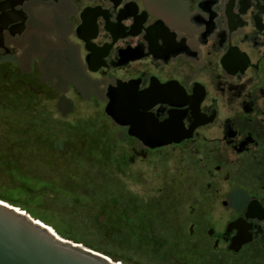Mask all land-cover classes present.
<instances>
[{"label":"flooded vegetation","instance_id":"1","mask_svg":"<svg viewBox=\"0 0 264 264\" xmlns=\"http://www.w3.org/2000/svg\"><path fill=\"white\" fill-rule=\"evenodd\" d=\"M44 19L59 24L49 39L76 80L61 83L28 51ZM0 79L25 86L33 113L34 97L65 114L76 104L68 92L90 101L123 145L122 173L160 174L151 199L106 175L128 219L144 206L155 213L151 235L169 239L157 264H264V0H0ZM119 84L141 102L138 134L105 111Z\"/></svg>","mask_w":264,"mask_h":264},{"label":"rangeland","instance_id":"2","mask_svg":"<svg viewBox=\"0 0 264 264\" xmlns=\"http://www.w3.org/2000/svg\"><path fill=\"white\" fill-rule=\"evenodd\" d=\"M50 22L52 21L49 20L48 23L47 19H44L41 23L34 24V29L32 30V35L29 39L28 51L33 52L36 50L41 52L44 56L46 72L50 76L57 77L61 83L65 80H76L77 77L71 69L72 65H69L64 59L66 53L65 50L61 48L58 43L52 42V40L49 39L51 33L57 34L59 32V24ZM21 66L23 68L27 67L25 63L21 64ZM67 95L75 99L76 104L72 111L68 113L66 112L65 114L59 110L56 99L50 97L48 100L47 97L42 98L40 96L34 97L33 99V102L36 99L34 102L36 104V112L34 115L27 109V105L29 106L32 96L27 93L25 86L18 81L16 82V79H0V118L5 121L0 127L5 128L6 126L9 133L12 134L13 132V137L17 140L19 138L18 122L29 120V123H33L31 120L34 119L35 116H38L37 119H43L46 123L39 121V124H35L36 126L33 125V127H31L29 125V128H20V135L24 136L23 134L26 132L25 136H27L31 131H35V133L39 131V134H42L40 136L47 134L50 135L48 140L44 141L45 144L43 147L46 148L45 154L36 150L39 151L37 154L41 156L42 159L43 155L50 159V155H52V147H50L52 144H50V142L54 141L53 139L56 137L73 138L71 140L72 143H66L65 149L71 150V156L73 154H79L81 156L83 152L86 154L91 153L92 155H87L88 159L87 157L85 158V156L84 159L80 157H77L76 159H83L87 162L85 164L90 166L89 158L94 157V159H92L94 166L92 165V167H96L97 171L104 175L102 176L104 181H106L107 174L113 173V176L116 177L119 182L125 183L133 194L135 193L144 199L156 197L159 193L158 188L163 183V179L159 177L160 174L154 175L152 169L147 166H134V168H131L132 171L130 170L129 174L126 175L122 173V168H118L117 163L121 161L119 160V157L122 155L123 145L120 142L114 144L113 140H111V128L105 117V113L98 107L94 106L90 101L78 99V97H76L71 91L68 92ZM33 107L30 106V108ZM31 114H33V116H31ZM64 114L66 117H62ZM63 118L65 120H63ZM37 137L38 136H36L35 140L38 139ZM52 137L53 139H51ZM29 142L34 148H36L32 140ZM56 146L58 148L61 147L60 145ZM61 155L63 157L60 160L61 164H66V166L71 169L74 164L73 160H68L63 154ZM76 159L75 161H77ZM111 159H114L113 163H111ZM75 169L79 171L76 167ZM44 173L43 178L45 180L42 182L41 179L39 181L41 185L38 187L47 189L45 191L46 194L43 193L44 195H41L39 189L33 190L31 188L29 189L27 185L22 186L30 191V193H27L24 190L25 188L23 190L19 189V185L21 184H14L9 180L10 178L7 176L8 173L6 171V166L1 165L0 193L6 196H11L21 205V207H23V210H30L33 218L38 219L37 221H41L42 223H45V225L48 224L66 237H73L87 245L105 249L107 251L117 252L125 258L131 257L135 261H141L147 264H157L158 255H156L154 249L151 248L155 241L147 235L144 238V235H142L141 232L143 228L141 222L135 224L139 221L153 222V214L155 213L152 212L151 209L144 206L135 214H130V216H133V219L129 218L128 220L134 223L132 229L135 232H133V234H135L139 240H134L132 238L133 234L131 233L129 241H131L134 248H127L122 246L121 242H116L119 241L118 239H115L116 241L111 240V233H108L109 231H107L106 226L100 224V222L98 223V217L103 215L104 212L100 210L98 211L95 206H92L89 199L81 197V201L86 199V202L83 203L79 201L78 196H75V193H78L81 196L91 195L89 176L87 177L83 174H78L79 178L83 177V179H81L83 181L82 184H67L61 180L50 177L51 174L47 167H45ZM68 175L72 178H76V176ZM102 189H104V187ZM68 190H73V194L67 192ZM111 198L113 199V205L110 209L115 214V220H118L117 223L119 224L116 225L118 226L123 220L125 222L127 221L122 217V205H124V203L119 199L114 198V196ZM82 205L85 206L83 207ZM107 217L108 214L102 223L106 222ZM136 226H140L141 228L139 229V227ZM124 230L125 229H123V231ZM118 233L119 236L124 235V232H122L120 228L118 229ZM126 262L129 263L128 261ZM132 264L134 263L132 262Z\"/></svg>","mask_w":264,"mask_h":264},{"label":"trees","instance_id":"3","mask_svg":"<svg viewBox=\"0 0 264 264\" xmlns=\"http://www.w3.org/2000/svg\"><path fill=\"white\" fill-rule=\"evenodd\" d=\"M31 113H33V112H31ZM33 114L35 115V112ZM33 114H31V116H33ZM37 117L38 116H35L34 119H37ZM28 121L29 120H23V121L18 122L19 123V127H18L19 132L18 133H19L20 139L18 138L17 140L14 139L13 132H12V134L9 133V131L6 129L7 128L6 126H5V128L0 127V166L1 165L6 166V171L8 173L7 176H8V178H10L9 180H11L14 184H21V185H19L20 190L21 189L23 190L25 188L22 186L27 185L29 187V189L30 188L33 190L39 189L40 194L44 195V194H46L45 191L47 189H44V188H41L38 186L41 185V183L39 182L41 179H42V182L45 180L43 178V176L45 174L44 173L45 167L49 168V173L51 174L50 177L61 180L67 184H74V183L75 184H82L83 181L81 179H83V177L79 178L78 174L79 175L83 174L87 177L89 176L90 177L89 181H90L91 195L90 196L89 195L81 196L78 193H75V196H78L79 201L83 202V203L86 202V199H89L91 205L95 206L98 211L100 210V211H103L104 213L108 214V217H107V220L105 223H102L99 220V217H98V223L100 222V224H104L106 226L107 231H109L108 233L109 234L111 233V235H110L111 240L116 241L115 239H118L119 241H116V242H121L122 246H125L127 248H134L132 243H130L131 241H129L128 238H125L124 235L119 236V233H118L119 228L122 232L125 231V230L123 231V229H125V228H123V227H125V221L123 220L122 223L120 222V225L116 226L117 224H119V223H117L118 220H115V218H114L115 214L110 209V207H112V205H113L111 203V199H112L111 197L116 191L109 189V187L107 186L108 183L103 180L102 176H104V175L102 173H100L99 171H97L96 167H92V165H93L92 159H94V157L89 158L90 159V166L89 165L87 166L85 164L87 162H85L83 160L84 156L86 158L87 155L90 156L92 154L91 153L86 154L85 152H83V154L81 156L79 154H75V155L73 154L71 156V153H70L71 150L65 149L66 144L60 145V144L56 143V141L59 140L61 137H56L55 139H53V137H52L51 139L54 140V141H52L53 143L50 142V144H52V146H50V147H52L51 148L52 149V155H50V159L43 155V159H42L41 156H39L37 153H39V151H41L42 154H45L46 148L43 147V145L45 144L44 141L48 140L50 135L47 134V135L40 136L42 134H39V131H37V133H35V131H31V132L29 131L30 133L27 136H25L26 132L23 134L24 136H21L20 135L21 134L20 128H25V127L29 128L30 126L33 127V125L39 124V118L37 119V121L35 123L34 122L29 123ZM32 121H33V119L31 120V122ZM3 122H5V121L0 118V125L3 124ZM36 136H38L37 140H35ZM30 140H32V142L35 144L36 148H34V146L31 145V143L29 142ZM40 145H41V147H40ZM56 145H58V146L60 145L62 148L60 147L61 148L60 149ZM36 150H39V151H36ZM61 154H63V156L66 157L68 160H73L74 164L73 165L71 164L72 165L71 169L68 166H66V164H61L60 160L63 158ZM77 157L83 158L82 159L83 161L80 158L77 160L76 159ZM75 159L77 161H75ZM87 159H88V157H87ZM75 167L79 171H77L75 169ZM68 174H70L71 176H76V178H72ZM46 185H47V183H46ZM103 187H104V189H102ZM24 190H25V192L30 193V191L28 189L25 188ZM67 192H71L73 194V190L72 191L68 190ZM102 192H104V193H102ZM81 197H84L86 199L81 201L82 200ZM0 198L7 200L14 205L21 206L11 196H6V195L0 193ZM82 206L84 207L85 205H82ZM25 209H27V208H25ZM28 211L32 214V212L30 210H28ZM122 212H123V215H122L123 219L127 220L128 217L126 215V212H125L123 205H122ZM34 215H36V214H34ZM153 219L155 220L156 218L154 217ZM140 222L144 228V230L142 228V231H141L142 235H144V238L147 235V236L153 238V240L155 241V243L152 244L151 248L154 249V252L157 255V252H158L157 250H158L159 244L168 243L169 239L156 238L155 235H153V234L151 235V230L147 227L149 222L145 223L143 221H139V223ZM150 223H152L151 225H153V223H155V222L150 221ZM133 225L134 224H132V226ZM158 225L159 224L156 222L155 226H158ZM136 227H139V229L141 228L140 226H136ZM133 232H135V231L132 229L131 233L133 234ZM60 234L64 235L62 233H60ZM140 236H141V233H140ZM69 238H73V237H69ZM132 238L136 241L138 239L135 236V234L132 235ZM73 239H75V238H73ZM102 250H105V249H102ZM105 251H107V250H105Z\"/></svg>","mask_w":264,"mask_h":264},{"label":"water","instance_id":"4","mask_svg":"<svg viewBox=\"0 0 264 264\" xmlns=\"http://www.w3.org/2000/svg\"><path fill=\"white\" fill-rule=\"evenodd\" d=\"M126 87L119 84L113 90L105 111L116 123L131 124L138 134L142 113L136 105L141 102L126 93ZM117 257L123 262L122 256L61 235L23 207L0 198V264H121Z\"/></svg>","mask_w":264,"mask_h":264},{"label":"bare ground","instance_id":"5","mask_svg":"<svg viewBox=\"0 0 264 264\" xmlns=\"http://www.w3.org/2000/svg\"><path fill=\"white\" fill-rule=\"evenodd\" d=\"M25 212H26V210H24ZM36 221L38 220V219H36V218H34Z\"/></svg>","mask_w":264,"mask_h":264}]
</instances>
